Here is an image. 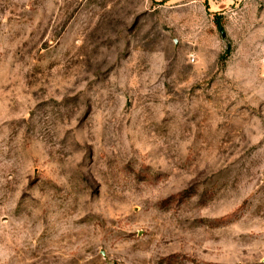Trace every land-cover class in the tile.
<instances>
[{"label":"rangeland","instance_id":"374dc122","mask_svg":"<svg viewBox=\"0 0 264 264\" xmlns=\"http://www.w3.org/2000/svg\"><path fill=\"white\" fill-rule=\"evenodd\" d=\"M0 264H264V0H0Z\"/></svg>","mask_w":264,"mask_h":264}]
</instances>
